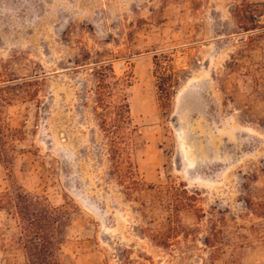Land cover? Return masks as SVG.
I'll list each match as a JSON object with an SVG mask.
<instances>
[{"label": "rangeland", "instance_id": "374dc122", "mask_svg": "<svg viewBox=\"0 0 264 264\" xmlns=\"http://www.w3.org/2000/svg\"><path fill=\"white\" fill-rule=\"evenodd\" d=\"M101 65L128 78L121 181ZM8 128L0 264L37 232L59 264H264V0H0Z\"/></svg>", "mask_w": 264, "mask_h": 264}, {"label": "trees", "instance_id": "16d2710c", "mask_svg": "<svg viewBox=\"0 0 264 264\" xmlns=\"http://www.w3.org/2000/svg\"><path fill=\"white\" fill-rule=\"evenodd\" d=\"M93 71L94 76L97 79V87L95 90L97 100L96 103L98 105V108L102 109V113H100L99 116H101L100 119L103 123V129H105V133L108 135L109 141L111 143V155L113 156V160L115 162L114 170L117 173V177L121 181L124 179L125 174L119 169L122 162V154L120 153L119 144L125 138V135L127 133L126 129L131 125L133 121L131 118L130 106L127 103V100L125 99V97L118 96L117 93H119L121 86H125L128 83V78L119 83V80L116 79L112 69L103 65L96 66L95 68H93ZM110 78L114 79L115 81H109ZM166 91L167 92L165 93V97L169 96L170 90ZM109 115L113 117L109 118ZM14 132L17 131L13 130L12 128H8L4 133H0V140L14 141L16 139ZM6 154L7 153L5 147L0 146V162L6 159ZM127 172L132 176V178L134 177L135 174H133L131 170H127ZM26 199L28 201V198ZM28 202L30 203V206L39 207L40 210L45 212L40 213L39 215H36V213H31V216L34 217L32 219V222L30 221L31 227L36 226V218L41 222L42 225H44V223L52 225L53 222H58L59 214H61L59 210H53L51 214L54 217L52 219V216L47 214V207L43 202ZM52 228L57 230V228L54 226H52ZM41 229L43 228L40 227L39 231H41ZM28 230L29 229H27V231ZM37 234H39V238H35L34 240H26V249L28 250L30 255L29 264H59L55 258L58 250V241L56 240L57 237H55L54 235L55 242L47 241L46 243L43 234H41V232H37Z\"/></svg>", "mask_w": 264, "mask_h": 264}]
</instances>
